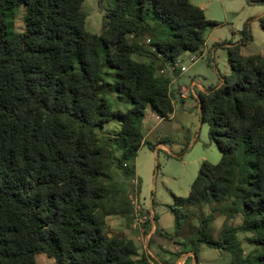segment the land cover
I'll list each match as a JSON object with an SVG mask.
<instances>
[{
  "label": "trees",
  "instance_id": "obj_1",
  "mask_svg": "<svg viewBox=\"0 0 264 264\" xmlns=\"http://www.w3.org/2000/svg\"><path fill=\"white\" fill-rule=\"evenodd\" d=\"M86 1L0 0V264H38L39 255L56 264H158L107 232L109 217H134L114 169L135 179L147 110L173 114L176 61L202 51L218 24L190 0H113L95 34ZM22 8L25 29L16 33ZM259 22L264 29V15ZM242 33L241 43L226 44L232 76L198 97L222 159L204 162L189 196L177 198L175 232L156 229L174 240L192 217L183 209L208 208L186 244L197 261L206 246L230 254V264H264V56L242 54L252 40L247 25ZM166 69L170 76L159 74ZM237 216L239 226L214 235L218 217Z\"/></svg>",
  "mask_w": 264,
  "mask_h": 264
},
{
  "label": "rangeland",
  "instance_id": "obj_2",
  "mask_svg": "<svg viewBox=\"0 0 264 264\" xmlns=\"http://www.w3.org/2000/svg\"><path fill=\"white\" fill-rule=\"evenodd\" d=\"M190 2L201 8L207 19L217 23L218 26L209 29L204 48L194 53L200 56L196 63L188 62L193 58L194 54L191 53H184L178 59L184 60L188 69L180 80V85L189 87L191 81L195 79L209 90L218 87L222 77L232 76L227 60L226 44L241 43L242 32L246 25L252 40L242 46V54L264 56V29L259 22L264 15V6L250 5L247 0H190ZM113 7V0H103L102 3L99 0H87L83 6L87 17V30L100 34L105 15ZM24 13L25 9L22 8L14 18L13 28L16 33H22L25 29ZM164 74L170 76V69H166ZM112 77L113 74H109V80ZM177 86L178 84L175 83L174 88ZM180 98L175 96L171 119L156 118L157 115L151 109L147 110L142 121L145 144L140 147L133 160L136 168L135 179H127L121 171L114 169L115 182L129 196L135 197L138 207L140 206L143 215L147 216L148 222L151 223H146L137 230L133 227L136 223L135 214L131 220L113 216L107 219V232L110 237L124 236L134 241L141 253L158 243L155 239L159 234L156 232V224L166 233L175 232L176 220L172 208H178L177 198L189 196L204 162L216 165L222 159L218 146L210 140L209 126L202 124L199 102L191 98L182 103ZM111 99L113 102H118L114 93H111ZM117 107L122 110L127 109L123 103H117ZM108 127L107 132L112 141H115L119 126L113 123ZM149 145L154 148H150ZM115 154L120 153L115 151ZM183 212L192 213V217L184 224L181 234L172 240L173 249H165L163 245L158 244V252L153 250L157 254L156 257L164 264H176L177 261H180V264L183 261L184 264H230V254L206 246L200 248L199 261L195 259L190 247L186 244L196 233L199 215L206 216L209 210L190 207L183 209ZM154 218H156L155 221ZM241 219V216L235 219L218 217L212 224L214 235L217 237L226 223L230 226H239ZM239 237L246 252L254 248L247 241L248 236L240 234ZM150 255L152 260L156 261L153 254ZM36 260L38 264H56L46 255H39Z\"/></svg>",
  "mask_w": 264,
  "mask_h": 264
},
{
  "label": "crops",
  "instance_id": "obj_3",
  "mask_svg": "<svg viewBox=\"0 0 264 264\" xmlns=\"http://www.w3.org/2000/svg\"><path fill=\"white\" fill-rule=\"evenodd\" d=\"M143 60H144V59H143ZM144 61H145V60H144ZM230 69H231V68H230ZM187 71H188V70H187ZM186 73H187V72H185V73H181V72L179 71L176 75H174V76L172 77V78H174V79H172L171 91H174L175 96H179V98H180V94H181V90H182V89H184V88L192 89V88L194 87V96L191 95V96H190L189 98H187V99H182V98H180V100H181L182 103H184L185 101H187V100L193 98V99H196L197 102H199V101H198L199 93H201V92H204V93H205V92H208V91H209L210 89H212V88H210L209 90L205 89V88L201 85V83H200L199 81L195 80V79H193V80L191 81V84H190L189 87H185V86H183V85H180L179 82H180V80L185 76ZM175 83L178 84L177 88H174ZM222 84H223V80H222V82L220 83L219 86H221ZM219 86H218V87H219ZM216 88H217V87H216ZM156 118H159V117L156 116ZM171 118H172V116L170 115V117H169L168 119H171ZM160 121H162V120H160ZM156 228H157L159 231H161L163 234H167V235H172V234H173V233H166V232H165L163 229H161V227H160L159 225H157V224H156ZM157 233H158V232H157ZM155 239H157V241H158V243H156L157 245L155 244V246L152 247V248L149 249V250L146 248V251H144L143 253H141V252L139 251V248H138L137 244L135 243L136 246H137V248H138V256H141V255H146V256H148V255H150V254H153V257L155 258L156 262L158 261L159 264H164L163 262H161V261L156 257V255H157L156 253L158 252V251H157L158 244L163 245L165 249H167V248L173 249L174 245L172 244V240H171L170 238H168V237H166V236H163V235H161L160 233L156 236ZM147 250H148V252H147ZM153 250H155L156 253L153 252ZM149 251H151V252L149 253ZM150 256H151V255H150ZM176 264H180V261H177ZM181 264H184V261H183V263H181Z\"/></svg>",
  "mask_w": 264,
  "mask_h": 264
},
{
  "label": "built area",
  "instance_id": "obj_4",
  "mask_svg": "<svg viewBox=\"0 0 264 264\" xmlns=\"http://www.w3.org/2000/svg\"><path fill=\"white\" fill-rule=\"evenodd\" d=\"M150 41L148 40V43ZM160 56V55H159ZM200 59V56L197 55H193V58L189 59L188 62L190 63H196L198 60ZM175 66L180 70L181 73H185L187 72V67L185 65V61L184 60H177ZM162 73L164 74L165 71H162ZM191 95L194 96V87L192 89L189 88H184L181 90V94L180 97L182 99H187L189 98ZM130 200L132 202V205L134 206V214H135V221L136 223L134 224V229H140L142 225H145L146 223H148V218L147 216L143 215L142 210L140 208V206L138 207V203L135 199L134 196L130 195ZM151 216H154L153 214H151Z\"/></svg>",
  "mask_w": 264,
  "mask_h": 264
}]
</instances>
